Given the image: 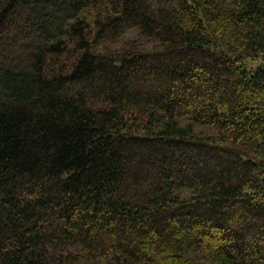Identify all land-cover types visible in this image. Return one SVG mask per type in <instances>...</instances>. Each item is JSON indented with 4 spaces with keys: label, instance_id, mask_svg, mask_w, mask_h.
<instances>
[{
    "label": "trees",
    "instance_id": "trees-1",
    "mask_svg": "<svg viewBox=\"0 0 264 264\" xmlns=\"http://www.w3.org/2000/svg\"><path fill=\"white\" fill-rule=\"evenodd\" d=\"M0 264H264V0H0Z\"/></svg>",
    "mask_w": 264,
    "mask_h": 264
},
{
    "label": "rangeland",
    "instance_id": "rangeland-1",
    "mask_svg": "<svg viewBox=\"0 0 264 264\" xmlns=\"http://www.w3.org/2000/svg\"><path fill=\"white\" fill-rule=\"evenodd\" d=\"M140 35V34H139ZM137 35L135 32L132 33L129 37L130 41H143V39H140L141 36Z\"/></svg>",
    "mask_w": 264,
    "mask_h": 264
}]
</instances>
